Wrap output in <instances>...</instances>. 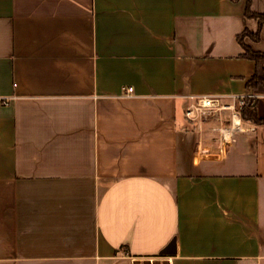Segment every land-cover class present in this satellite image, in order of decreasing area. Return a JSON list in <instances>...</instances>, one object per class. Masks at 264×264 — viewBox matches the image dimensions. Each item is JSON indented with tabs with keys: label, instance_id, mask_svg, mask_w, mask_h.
<instances>
[{
	"label": "crops",
	"instance_id": "1",
	"mask_svg": "<svg viewBox=\"0 0 264 264\" xmlns=\"http://www.w3.org/2000/svg\"><path fill=\"white\" fill-rule=\"evenodd\" d=\"M246 6L0 0V264H264V125L185 117L249 92Z\"/></svg>",
	"mask_w": 264,
	"mask_h": 264
},
{
	"label": "built area",
	"instance_id": "2",
	"mask_svg": "<svg viewBox=\"0 0 264 264\" xmlns=\"http://www.w3.org/2000/svg\"><path fill=\"white\" fill-rule=\"evenodd\" d=\"M132 91V87L127 90L128 93ZM255 96L250 92L232 94L228 97L190 95L188 96L189 104L185 109V117L201 128L210 126L213 132L219 134L223 142L228 143L237 132L246 130L243 126L242 110L247 100ZM226 112L229 113L228 119L224 114Z\"/></svg>",
	"mask_w": 264,
	"mask_h": 264
},
{
	"label": "trees",
	"instance_id": "3",
	"mask_svg": "<svg viewBox=\"0 0 264 264\" xmlns=\"http://www.w3.org/2000/svg\"><path fill=\"white\" fill-rule=\"evenodd\" d=\"M251 4V0H247L245 15L250 19H255L259 24V29L255 33L249 30H245L237 36V41L244 49L242 57L255 63V73L253 77L248 81L247 87L249 89V92L256 96L247 100L242 110V119L244 121H251L252 123L257 125H264V118H261L258 115L257 110L258 98L264 95V53L255 51L245 41L246 38H249L254 42L259 41L260 31L262 29V26L264 25V14L254 12L252 10Z\"/></svg>",
	"mask_w": 264,
	"mask_h": 264
},
{
	"label": "water",
	"instance_id": "4",
	"mask_svg": "<svg viewBox=\"0 0 264 264\" xmlns=\"http://www.w3.org/2000/svg\"><path fill=\"white\" fill-rule=\"evenodd\" d=\"M175 242H171L166 248H164L161 252L162 255H173L175 254Z\"/></svg>",
	"mask_w": 264,
	"mask_h": 264
},
{
	"label": "rangeland",
	"instance_id": "5",
	"mask_svg": "<svg viewBox=\"0 0 264 264\" xmlns=\"http://www.w3.org/2000/svg\"><path fill=\"white\" fill-rule=\"evenodd\" d=\"M207 134V133H206ZM209 135V134H208ZM215 138H218V134H216V136H215ZM150 262V264H164V262L163 261H160V260H156L155 262L153 261V260H150L149 261ZM154 262V263H153ZM163 262V263H162Z\"/></svg>",
	"mask_w": 264,
	"mask_h": 264
}]
</instances>
